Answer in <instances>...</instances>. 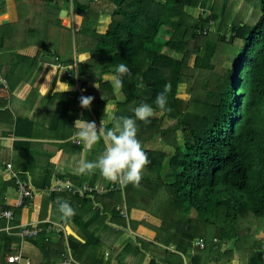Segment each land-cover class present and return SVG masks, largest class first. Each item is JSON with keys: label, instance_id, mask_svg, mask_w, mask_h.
Segmentation results:
<instances>
[{"label": "trees", "instance_id": "trees-1", "mask_svg": "<svg viewBox=\"0 0 264 264\" xmlns=\"http://www.w3.org/2000/svg\"><path fill=\"white\" fill-rule=\"evenodd\" d=\"M54 2L28 0L30 14L23 18L18 0L21 33L10 25L0 43V52L15 56L13 68L24 60L13 53L18 47L45 49L65 67L74 65L75 49L78 58L90 54L88 60L78 62L80 81L96 69L99 75L92 79L104 89L112 84L103 83V76L114 74L116 66L125 63L131 75L124 77L120 89L124 102L117 103L118 111L104 130L114 128L123 117L136 119L140 104L154 109L150 122L136 119L137 138L149 161L139 186L125 185V198L121 191L94 200L70 195L74 207L97 204L101 211L96 209V219L102 212L122 226L127 220L134 229L150 226L156 232V245L167 253L163 263L153 259L151 264H185L184 259H190V264H264V230L258 232L259 222L264 220V139L255 133L264 119V0H223L220 10L212 13L206 0H60L57 6ZM59 5H72L85 22L75 34L61 26ZM185 8H199L202 15L191 18ZM105 19L109 20L107 31L100 33L97 27ZM184 27L190 38L175 41ZM192 42L195 44L190 46ZM169 51L177 54L172 56ZM180 52L193 58L194 71L209 74L196 92L199 100L195 96L190 101L178 98L183 82L189 85L188 94L195 91ZM38 55L31 59V70L38 64ZM3 61L1 58L2 66ZM9 74L5 75L7 82ZM10 86L11 90L15 87L11 82ZM165 89L167 106L160 109L155 100ZM112 92L105 102L116 100L113 87ZM19 121L16 136L21 135ZM157 136L172 147L173 154L146 148ZM166 168L168 173L163 175ZM10 180L16 187L15 180ZM59 196L50 195L54 201ZM124 199L128 219L118 210ZM145 214L160 225L143 220ZM77 222L87 229L93 224ZM4 236L7 248L0 254V264H9L4 252L12 253L17 239ZM44 237L28 240L37 242ZM86 239L82 250L100 248L94 233ZM201 241L206 247L195 248ZM232 242V249H226Z\"/></svg>", "mask_w": 264, "mask_h": 264}, {"label": "crops", "instance_id": "crops-1", "mask_svg": "<svg viewBox=\"0 0 264 264\" xmlns=\"http://www.w3.org/2000/svg\"><path fill=\"white\" fill-rule=\"evenodd\" d=\"M27 1L20 0L23 18H28L30 14ZM17 2L18 0H0V43L2 37L8 34L7 27L10 25L21 33L20 24L23 19L18 11ZM58 4L60 0H55L52 5ZM59 6L61 26L71 29L75 34L85 22L76 15L72 5L69 8ZM108 25L109 20H101L97 27L98 32L105 33ZM13 53L24 58L20 61L23 63L14 68L15 56H8L10 52L6 54L0 52V76L7 80L5 75L10 73V82L15 86L11 90L8 82V88L0 90V254L5 251L4 235L8 234L7 221L1 218V214L5 207H12L15 212L13 228L52 223L64 227L66 231L70 229L71 233L76 235H69L68 231L67 235L54 232L46 235L45 241L41 238L35 242L22 241L17 235V230L8 234L12 239H17L11 248L20 249L36 263L61 264L69 251L79 264H151L153 259L158 261L161 259L163 263L162 260L167 253L156 245L154 238L156 232L150 226L143 224L134 229L128 220L126 226H122L112 220V215L102 212L96 219V204L92 208L90 205L83 208L80 205L74 207L71 199L74 195L70 193H60L55 201L48 195L38 194L33 201L28 203L25 201L22 206H18L19 195L16 187L11 184V180L9 183L11 177L4 174L9 165L13 166L22 178L29 179L37 191L49 187L58 178L70 179L78 185L101 186L111 183L98 170L83 174L76 172L78 161L95 160L105 147L103 140L91 147L86 145L81 136L82 126L76 125V121L95 122L98 128L101 126L104 129L105 124L110 122L118 111L117 103L124 102V94L113 86L111 82L113 74L103 76V83L112 84L116 95L115 101L105 102V98L113 93L112 87L106 86L103 89L100 82L92 79L99 75L96 69L95 71L91 69L92 72L83 78V83L80 81L78 62L88 60L89 53L79 55L78 58L74 49L75 63L67 70L57 69L58 57L54 53H49L45 49L40 50L36 46L22 49L18 47ZM37 54L38 64L31 70L33 64L31 59H35ZM1 58L4 59L3 66ZM69 74H72V77H68ZM87 94L93 97V101L90 107L85 109L80 105V98L88 96ZM103 102V105L100 104ZM95 108H98L106 120L104 117L101 120L102 115L99 117ZM18 120L21 135L16 136ZM2 183H7L8 186L4 187ZM122 193L125 198V193ZM58 201H67L75 210L74 215H63L59 211ZM119 208L127 209L125 199ZM77 220L83 223L93 221V224L87 229L81 227ZM143 220L150 224L154 223L155 226L160 225L158 220L147 214ZM263 225L264 220H260L259 233L263 231ZM91 233L99 237L100 248L95 251H92L93 248L91 251H84L82 249L87 242L86 238ZM233 244L234 242L229 243L225 248L230 250ZM7 255L4 252V258H7ZM184 263L190 264V259L188 261L184 259Z\"/></svg>", "mask_w": 264, "mask_h": 264}, {"label": "clouds", "instance_id": "clouds-1", "mask_svg": "<svg viewBox=\"0 0 264 264\" xmlns=\"http://www.w3.org/2000/svg\"><path fill=\"white\" fill-rule=\"evenodd\" d=\"M130 69L125 63H120L111 76V82L115 89L120 90L124 86V77L130 76ZM142 86V85H140ZM167 89L157 95L155 104L160 109L167 106ZM93 97L83 96L80 98L82 108H89ZM154 114V109L149 104H140L135 109V117L144 122H150L149 118ZM136 119L130 117L121 118L114 128L104 130L98 128L95 122L77 120L76 125L82 126L81 136L86 145L91 147L100 140L104 142V150L95 160H80L76 165V172L93 173L99 171L109 182L121 185L132 184L139 186L142 179V171L149 163L148 157L143 150L140 140L137 138ZM75 125V126H76ZM59 211L65 216L74 215L75 210L67 201H58Z\"/></svg>", "mask_w": 264, "mask_h": 264}, {"label": "built area", "instance_id": "built-area-1", "mask_svg": "<svg viewBox=\"0 0 264 264\" xmlns=\"http://www.w3.org/2000/svg\"><path fill=\"white\" fill-rule=\"evenodd\" d=\"M202 15V10H200ZM199 15V17L201 16ZM56 67L59 70H67L68 67L59 63V59L56 58ZM68 77H72V74H69ZM2 88H8V82L4 78L0 76V90ZM4 174L9 175L16 182V190L19 195L18 198V206H22L26 200L33 201L34 198L38 194L42 195H52V194H60V193H70L80 199H91L94 200L95 196L103 195L111 192L121 191L124 192L125 185H121L119 183L111 182L109 185H77L72 182L70 179H57L54 181L49 187L37 191L31 183L29 179H24L21 177L20 173L15 171L13 166L9 165L7 169L4 171ZM95 208L99 210L100 206L96 204ZM121 216L125 219H128L127 209L119 208L118 209ZM101 211V208H100ZM1 218L7 221L6 232L8 234H12L14 230H17V235L21 238L22 241H26L28 239H33L39 237L41 234L51 235L54 232L64 233L67 235V231L62 226H56L54 224H46L43 226L33 225L26 227L13 228L12 223L15 220V213L13 210L4 211L1 214ZM201 249L206 247L205 242L201 241L197 243ZM264 251V247H263ZM7 261L9 264H43L36 263L32 258L23 254L20 249L13 248L12 253L7 255ZM61 264H79L74 259L71 251H69L68 255L64 258Z\"/></svg>", "mask_w": 264, "mask_h": 264}, {"label": "rangeland", "instance_id": "rangeland-1", "mask_svg": "<svg viewBox=\"0 0 264 264\" xmlns=\"http://www.w3.org/2000/svg\"><path fill=\"white\" fill-rule=\"evenodd\" d=\"M157 2H162V3H164V0H156ZM203 1H205V0H203ZM206 1H208V3H209V6H208V10H209V12H218L219 10H220V8H221V5H222V2H223V0H206ZM199 8H185V14L186 15H191L190 17L191 18H199V15H201V12L200 11H197ZM236 13H237V9H236ZM93 26V25H92ZM228 32H229V29H227V30H225L224 31V33L225 34H228ZM190 32L184 27V29L183 28H181L179 31H178V34L176 35V39H175V41H179V40H181L182 38H187V39H189L190 38ZM75 41H76V37H75V35H73L72 36V43H73V45H72V47L74 46V44H75ZM195 43L194 42H192L191 43V45L190 46H192V45H194ZM170 55H172V56H174L175 54H177V52L176 51H173V52H168ZM179 54V58H181V57H183V59H185V61H186V64H187V69H188V71H187V74H188V76H193V78H192V80H193V82H195V87H194V90L195 91H193V95L192 94H188V88H189V85H188V83H187V81H186V83H182L181 84V86L179 87V95H178V98L179 99H181V100H185V101H190L192 98H193V96H195V98L196 97H198V100L200 99V97H199V94L200 93H196V92H198L200 89H201V87H203V82L206 80V79H208V77H209V74L208 73H206V72H203V73H200V72H196V71H194L193 69H192V66H193V58H191V57H189V58H185L184 57V55L182 54V52H180V53H178ZM184 79H186V80H188L189 79V77H187V76H185V78ZM213 83H215V81H213ZM196 93V94H195ZM239 93V92H238ZM195 94V95H194ZM197 106H199V105H197ZM196 109V108H195ZM154 116H159V115H154ZM255 133H256V135L260 138V139H264V119L262 120V123H261V127H258V128H256L255 129ZM180 139H181V137H180ZM179 139V140H180ZM146 148L147 149H151V150H154V151H157V152H167V153H169V154H173V150H172V147L168 144V143H166V142H164L162 139H161V137H159V136H157V138H155L154 140H153V142H151V143H148V144H146ZM143 172V171H142ZM168 173V169L166 168V169H164V171H163V175H165V174H167ZM162 174V173H161ZM162 175V176H163ZM264 226V225H263ZM263 228V227H262ZM264 230V229H263ZM259 232V231H258ZM156 236V235H155ZM155 238V237H154ZM262 242H263V244H264V239L262 240ZM195 248H197V249H200V247L198 246V244L196 243L195 244Z\"/></svg>", "mask_w": 264, "mask_h": 264}, {"label": "water", "instance_id": "water-1", "mask_svg": "<svg viewBox=\"0 0 264 264\" xmlns=\"http://www.w3.org/2000/svg\"><path fill=\"white\" fill-rule=\"evenodd\" d=\"M67 231H68V234H69V235H75V234L71 233L70 229H68ZM75 236H76V235H75Z\"/></svg>", "mask_w": 264, "mask_h": 264}, {"label": "bare ground", "instance_id": "bare-ground-1", "mask_svg": "<svg viewBox=\"0 0 264 264\" xmlns=\"http://www.w3.org/2000/svg\"><path fill=\"white\" fill-rule=\"evenodd\" d=\"M67 23V22H66Z\"/></svg>", "mask_w": 264, "mask_h": 264}]
</instances>
